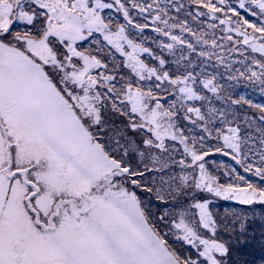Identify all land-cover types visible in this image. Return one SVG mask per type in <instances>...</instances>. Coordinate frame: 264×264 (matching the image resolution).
<instances>
[{"label":"snow or ice","instance_id":"1","mask_svg":"<svg viewBox=\"0 0 264 264\" xmlns=\"http://www.w3.org/2000/svg\"><path fill=\"white\" fill-rule=\"evenodd\" d=\"M0 264H264V0H0Z\"/></svg>","mask_w":264,"mask_h":264},{"label":"rangeland","instance_id":"2","mask_svg":"<svg viewBox=\"0 0 264 264\" xmlns=\"http://www.w3.org/2000/svg\"><path fill=\"white\" fill-rule=\"evenodd\" d=\"M253 95L255 96V98L259 99L258 94H253ZM256 227H258V225ZM256 254H257V256L260 254L259 249L256 250Z\"/></svg>","mask_w":264,"mask_h":264}]
</instances>
